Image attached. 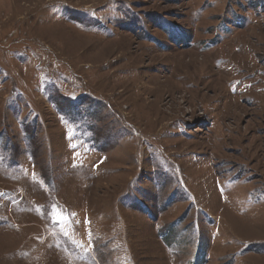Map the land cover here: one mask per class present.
Instances as JSON below:
<instances>
[{
    "label": "rangeland",
    "instance_id": "374dc122",
    "mask_svg": "<svg viewBox=\"0 0 264 264\" xmlns=\"http://www.w3.org/2000/svg\"><path fill=\"white\" fill-rule=\"evenodd\" d=\"M0 264H264V0H0Z\"/></svg>",
    "mask_w": 264,
    "mask_h": 264
}]
</instances>
